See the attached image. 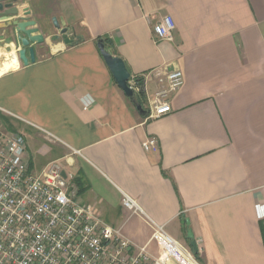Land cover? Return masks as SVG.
<instances>
[{"label":"crops","instance_id":"obj_1","mask_svg":"<svg viewBox=\"0 0 264 264\" xmlns=\"http://www.w3.org/2000/svg\"><path fill=\"white\" fill-rule=\"evenodd\" d=\"M16 5L46 41L34 45V64L0 69V130L25 138L31 172L58 163L74 180L80 176L78 201L137 247L154 244L157 224L193 252L191 230L201 264H264V0ZM165 16L175 24L173 42L154 31ZM54 18L82 40L66 45ZM4 33L1 62L18 50L11 43L6 52ZM99 38L124 60L148 111L166 71H182L171 114H139L107 67ZM7 121L17 123V133ZM149 138L157 151L144 150ZM127 197L137 212L125 207Z\"/></svg>","mask_w":264,"mask_h":264},{"label":"built area","instance_id":"obj_2","mask_svg":"<svg viewBox=\"0 0 264 264\" xmlns=\"http://www.w3.org/2000/svg\"><path fill=\"white\" fill-rule=\"evenodd\" d=\"M174 30L168 16L154 25L162 41L173 42ZM162 84L150 100L148 119L172 113L171 98L184 85L182 71H166ZM143 148L157 151V139H147ZM78 194L74 176L58 163L33 174L25 138L0 130V264H201L157 224H152L151 241L158 244L159 255L137 247L105 224L92 206L80 203ZM123 203L137 212L130 198Z\"/></svg>","mask_w":264,"mask_h":264},{"label":"water","instance_id":"obj_3","mask_svg":"<svg viewBox=\"0 0 264 264\" xmlns=\"http://www.w3.org/2000/svg\"><path fill=\"white\" fill-rule=\"evenodd\" d=\"M17 3L18 0H0V23L4 25L0 30L5 32L3 45L6 46V52L11 53L9 45L14 43L18 46L16 52L18 62L28 67L36 62L34 45L44 44L46 40L43 34H39V29L36 28L37 22L31 20L30 14L26 10H21L20 6L16 5ZM21 14L23 16H20ZM53 23L66 45H72L75 39L82 40L81 36L71 37L69 29L62 28L56 18L53 19ZM6 40L11 42L6 43ZM97 47L118 86L136 107L139 114L143 118H147L149 111L137 102L136 90L130 87L132 76L124 60L114 56L107 49L103 38L97 41ZM63 176H66L65 172H63ZM187 223L189 224V222ZM187 239L190 241L193 252L197 254L198 247L191 230L188 231Z\"/></svg>","mask_w":264,"mask_h":264},{"label":"bare ground","instance_id":"obj_4","mask_svg":"<svg viewBox=\"0 0 264 264\" xmlns=\"http://www.w3.org/2000/svg\"><path fill=\"white\" fill-rule=\"evenodd\" d=\"M17 65H18V60L16 58V55L6 54L5 60H3L0 64V69L1 72H7L11 69L16 68Z\"/></svg>","mask_w":264,"mask_h":264},{"label":"rangeland","instance_id":"obj_5","mask_svg":"<svg viewBox=\"0 0 264 264\" xmlns=\"http://www.w3.org/2000/svg\"><path fill=\"white\" fill-rule=\"evenodd\" d=\"M5 57H6V54H5ZM18 66V65H17ZM17 68V67H16ZM12 70V69H11ZM10 121V120H9ZM9 121H7V122H5L7 125H11V123L9 122ZM11 127H12V132H14V131H16V133H17V123H13L12 125H11ZM6 133V132H5ZM9 134V133H8ZM33 173V172H32ZM33 174H35V172L33 173ZM153 235V234H152ZM152 239V238H151ZM150 242H153L154 244L149 248V246L148 245H146L147 247H148V250L152 253V254H154L155 256H157V255H159V252H160V249H159V247H158V244L155 242V241H150ZM143 247H145V246H143Z\"/></svg>","mask_w":264,"mask_h":264},{"label":"trees","instance_id":"obj_6","mask_svg":"<svg viewBox=\"0 0 264 264\" xmlns=\"http://www.w3.org/2000/svg\"><path fill=\"white\" fill-rule=\"evenodd\" d=\"M99 39H101V38H99ZM99 39H98V40H99ZM103 39H105L106 47H107L108 40H107L106 38H103ZM98 40H97V41H98ZM75 44H76V42H74L72 45H75ZM107 49H108V47H107ZM137 83L140 84V83H141L140 80H137ZM74 182H75L76 186L78 187V189L80 190V189L82 188V181H81L80 176H79L78 178H76V179L74 180Z\"/></svg>","mask_w":264,"mask_h":264}]
</instances>
